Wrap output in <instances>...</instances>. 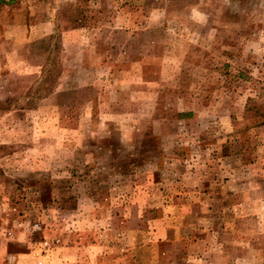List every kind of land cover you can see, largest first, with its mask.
<instances>
[{"label": "rangeland", "instance_id": "obj_1", "mask_svg": "<svg viewBox=\"0 0 264 264\" xmlns=\"http://www.w3.org/2000/svg\"><path fill=\"white\" fill-rule=\"evenodd\" d=\"M0 264H264V0H0Z\"/></svg>", "mask_w": 264, "mask_h": 264}]
</instances>
